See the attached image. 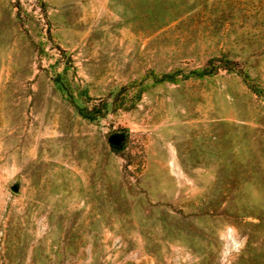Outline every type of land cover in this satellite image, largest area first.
Here are the masks:
<instances>
[{
  "label": "rangeland",
  "instance_id": "1",
  "mask_svg": "<svg viewBox=\"0 0 264 264\" xmlns=\"http://www.w3.org/2000/svg\"><path fill=\"white\" fill-rule=\"evenodd\" d=\"M225 225L264 264V0H0V264H219Z\"/></svg>",
  "mask_w": 264,
  "mask_h": 264
},
{
  "label": "clouds",
  "instance_id": "2",
  "mask_svg": "<svg viewBox=\"0 0 264 264\" xmlns=\"http://www.w3.org/2000/svg\"><path fill=\"white\" fill-rule=\"evenodd\" d=\"M219 240V264H231L232 257L243 251L247 237L242 236L234 225H225L219 233Z\"/></svg>",
  "mask_w": 264,
  "mask_h": 264
},
{
  "label": "water",
  "instance_id": "3",
  "mask_svg": "<svg viewBox=\"0 0 264 264\" xmlns=\"http://www.w3.org/2000/svg\"><path fill=\"white\" fill-rule=\"evenodd\" d=\"M125 139H126V135L124 133H122V134H115V135L112 136V141H114L116 143L125 141Z\"/></svg>",
  "mask_w": 264,
  "mask_h": 264
},
{
  "label": "trees",
  "instance_id": "4",
  "mask_svg": "<svg viewBox=\"0 0 264 264\" xmlns=\"http://www.w3.org/2000/svg\"><path fill=\"white\" fill-rule=\"evenodd\" d=\"M227 68V67H226ZM197 76H204L207 74V71H203V72H200V73H195Z\"/></svg>",
  "mask_w": 264,
  "mask_h": 264
}]
</instances>
